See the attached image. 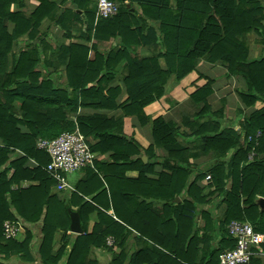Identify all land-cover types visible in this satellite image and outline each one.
Segmentation results:
<instances>
[{"label": "trees", "instance_id": "obj_1", "mask_svg": "<svg viewBox=\"0 0 264 264\" xmlns=\"http://www.w3.org/2000/svg\"><path fill=\"white\" fill-rule=\"evenodd\" d=\"M36 1L38 6L25 15L10 12V6L18 5L20 0H0L3 256H28L32 236L19 229L25 236L21 242L6 241L1 235L2 223H15L19 218L34 224L42 217V238L36 250L40 264H96L89 257L91 249L106 250L109 264H219L220 255L235 246V240L226 231L227 225L235 221L248 223L253 232L263 236L262 244L251 249L253 255L247 263L260 264L254 255L264 253V211L255 204L257 197L264 198V0H109L118 5L116 14L97 21L96 0H70L82 13L64 10L58 17L53 3ZM81 14L89 39L98 42L114 39L118 49L100 53L93 48L94 57L89 60L85 47L70 44L57 48L55 53L67 58L64 85L50 78L46 69L51 64L42 60L40 44L12 52L19 37L27 35L29 41L36 40L40 23L46 18L68 38L72 19L82 23ZM250 34L258 37L256 42L262 47L256 58L248 54L245 37ZM143 44H157V54L137 57L134 48ZM158 59H163L164 69ZM198 60L218 62L227 77L243 81L245 90L238 97L252 111L244 117L243 110L237 108L242 141L241 134L222 126L223 107L215 112L210 110L207 101L212 95L210 80L190 95L201 106L193 117L195 122L186 124L194 130L190 135L196 139L192 150L178 143V138L187 136L173 122L160 118L151 122L152 145L146 152L163 148L167 157L162 166L169 172L154 180L144 177L152 164L143 165L140 159L128 161L129 155L138 151L133 140L127 141L114 132L123 120L113 121L97 114L69 120L68 114L82 107L118 108L115 99L120 90L106 87L117 74L124 73L121 82L128 104L120 108L125 117L135 116L140 124H146L149 118L143 110L163 96L171 77L179 82L195 72ZM39 66L46 70L47 76L41 75ZM257 103L262 107L254 108ZM75 129L87 139L91 152L99 155L111 152V155L107 161H95L94 169H83L85 179L75 184V191L66 200L60 194L49 195L53 181L44 171L49 158L36 147V141L51 140ZM209 152L217 158H226L214 159L203 168L187 163L186 157L195 160ZM30 160L35 164L33 167L26 166ZM130 164L140 167L135 180L124 177L125 171L132 167ZM207 174L210 180L203 185ZM23 182L36 185L22 188ZM13 185L16 189H11ZM215 197L220 199L218 205L225 207L219 219L205 209ZM155 202L160 204L158 210L153 209ZM74 207L83 230L78 236L68 233L67 211ZM93 214L95 221L88 231V220ZM59 231L63 232L60 248L52 255V242ZM131 231L142 243L141 248L133 251L125 246ZM107 239L112 241L110 246Z\"/></svg>", "mask_w": 264, "mask_h": 264}, {"label": "crops", "instance_id": "obj_2", "mask_svg": "<svg viewBox=\"0 0 264 264\" xmlns=\"http://www.w3.org/2000/svg\"><path fill=\"white\" fill-rule=\"evenodd\" d=\"M51 3L55 5V13L56 17H58L61 13H63L64 10H75V7L70 4V0H48ZM97 1V0H96ZM95 1V4H96ZM38 6V2L36 0H20V3L17 5L12 4L10 6V12H22L25 15H29L36 7ZM96 6V5H95ZM134 9L137 10V7H134ZM79 12V11H77ZM82 13V12H79ZM82 14L80 16V19L82 20V23L78 22L76 19H72L71 22V28L69 30V37L65 38L62 35V32L54 26L53 22L49 19H43L40 23V26L38 28V34L37 39L34 41H29L27 39V35H24L22 37H19L16 40V43H13L12 52L15 53L17 51H26L28 47H32L34 45L40 44L38 46L40 52V56L42 60L47 62L48 64H51L47 67V71L50 74V78L57 82V84L64 85L66 81V73H65V67L67 64V58H63L55 51L57 48L68 46L70 44L79 45L82 47H85L88 49V59L92 60L94 57V49L100 53H104L107 51H115L118 49V45L116 43V40L109 39L108 41H96L94 38L89 39L88 35L86 34V21H83L84 18H82ZM84 17V16H83ZM95 19V15H94ZM96 21V20H95ZM12 28V25L8 26V31H10ZM89 39V40H88ZM38 40H43V43H37ZM158 45H148L143 44L136 46L134 48V52L139 58H146L151 57L155 54H157ZM59 54V53H58ZM52 55V56H51ZM54 55V56H53ZM159 66L164 69V61L163 59H158ZM221 65L217 63L210 64L203 60H198L195 62V72L189 74L185 78H183L179 82H175L173 80V77H171L167 84L164 86V94L163 96L155 101L154 103L147 106L143 111L146 117L149 118V120L146 122V124H140L139 121L135 116L132 117H125L123 114V111L120 107H123L128 104L127 101V94L125 92V88L123 86L122 78L124 76V73L117 74L108 84L106 89L108 88H118L120 90V93L115 99L116 109L111 110H102V109H93V108H78L77 112L74 114H68L69 120L74 121L76 117H85L88 115H103L107 118H112L113 121L123 120V124L116 129H114V132L117 136H120L127 141L133 140L135 143V149H137V154H131L129 155L128 161L133 162L137 159H140L142 164H152V168L149 170H146L144 172V177L150 180L157 179L158 176L161 173L167 174L169 173L165 167L162 166V163H164L165 157H167L166 151L161 147H155L152 152H146V150L152 145V138H151V122L156 119L160 118L164 122H173L178 130L185 134L187 136L186 139L178 138V143L185 149L192 150V147L196 144V139L194 137H190L191 133L194 130H191L186 124H192L195 122L193 120V117L195 113L199 111L201 106H198L194 103V101L190 98V95L196 91L199 87L203 86L206 81L210 80L212 81L217 75L216 73H219V67ZM222 68V67H221ZM223 69V68H222ZM43 77L47 76L46 70L43 69L41 66L37 69ZM223 76H225L223 74ZM226 79H237L240 82H243L238 77H225ZM237 81V82H239ZM215 86L211 85L212 89V95L208 97L207 101L210 107V110L212 112V103L214 102V93H215ZM70 91V89H69ZM239 100V99H238ZM240 102V100H239ZM217 104V103H216ZM240 109L243 110V116H248V114L252 111L251 108H245L242 103L238 105ZM236 107V112L237 108ZM233 109L231 107H226V115L224 116L222 126L223 127H231L237 134H241L240 141L243 140V136L241 133V130L239 128V120L241 121V117H236V119H233L235 115L230 116V112ZM231 120V121H227ZM239 119V120H238ZM77 130V129H75ZM74 130V131H75ZM21 131H25L24 128H21ZM78 131V130H77ZM79 132V131H78ZM61 135V134H60ZM58 137V136H57ZM38 140V139H37ZM88 140L93 143V139L88 138ZM95 140V139H94ZM200 142V140H199ZM98 155V160L96 162H103L107 161L109 156L111 155V152H108L103 155ZM10 157V156H9ZM219 157V156H218ZM223 158V157H222ZM217 158V156L213 152H209L206 155L201 154L197 159H192L189 157H186L187 163L200 165L203 167H207L209 164L213 162L215 159H222ZM226 158V157H225ZM223 158V159H225ZM129 162H126V165ZM209 163V164H208ZM35 164L32 160L28 161L26 163L27 167H33ZM129 165V164H128ZM130 168H128L125 173L124 177L129 180H135L138 178V171L140 170V167H138V164H130ZM92 169H94L92 167ZM74 173L66 174L65 179L68 185L73 189L72 192H74V186L78 181H83L85 179V173L84 171L77 172V175L73 176ZM209 176V174H207ZM206 175V176H207ZM206 176L204 180H202V184L208 183L209 180H206ZM30 185H36V183L31 182H23L20 184L22 188H26ZM11 189H16V186H11ZM71 192V193H72ZM59 195L54 190V183L53 186L50 188L49 195ZM69 194L60 195L64 199H69ZM92 196L85 198V201H88ZM260 198V197H257ZM263 198V197H262ZM219 198L215 197L212 199V204L205 207V209L209 210L216 218H221L222 214L224 213L225 207L224 205H218ZM179 201L178 199L176 200ZM76 208L72 209L71 211L76 212ZM160 208V204L154 203L153 209L158 210ZM107 214H111V210L107 211ZM41 219L34 223L30 224L27 223L19 218H16V222L19 229H25L27 230L31 236V249L29 250L28 256H22L21 254H11L9 257L5 258L3 254L0 252V264H40L36 250L41 242V233H40V227H41ZM95 221L94 214L90 216L87 224V230L90 231L91 226L93 222ZM201 222L198 220V225H200ZM69 233V232H68ZM63 234V232L59 231L56 232L52 247H51V254L54 255L56 251L60 248V237ZM25 236L22 232H20L19 237L17 239V242H21ZM137 234L133 231L130 232L129 237L127 239V242L125 244L126 248L128 250H137L141 248L142 243L137 241L136 239ZM253 255V252H252ZM251 255V256H252ZM89 257L93 259L96 264H109L110 261V255L107 253L106 250H99V249H91L89 252ZM254 257H258L260 259V264H264V253H258L255 254ZM62 264V263H61Z\"/></svg>", "mask_w": 264, "mask_h": 264}, {"label": "built area", "instance_id": "obj_3", "mask_svg": "<svg viewBox=\"0 0 264 264\" xmlns=\"http://www.w3.org/2000/svg\"><path fill=\"white\" fill-rule=\"evenodd\" d=\"M117 4L109 0H97L95 20L113 17L117 12ZM256 136H259L258 133ZM36 147L44 151L49 162L44 171L54 183L57 194L65 195L73 191L65 179L66 174L81 172L83 169L92 168L98 155L89 149L87 139L77 130L65 132L58 137L38 139ZM251 153L248 158L251 159ZM206 180H210L207 175ZM226 231L235 240L234 248L224 251L219 257V264H247L252 255L251 249L258 247L263 242V236L253 232L248 223L231 221ZM20 231L16 223L4 221L1 227L2 238L6 241H17ZM107 246L112 243L107 239Z\"/></svg>", "mask_w": 264, "mask_h": 264}, {"label": "rangeland", "instance_id": "obj_4", "mask_svg": "<svg viewBox=\"0 0 264 264\" xmlns=\"http://www.w3.org/2000/svg\"><path fill=\"white\" fill-rule=\"evenodd\" d=\"M258 37L255 34H250L245 37V42L247 44V50L250 57L256 58L261 53L262 47L256 41ZM219 65L222 64L218 63ZM218 66V65H217ZM219 67V73H216V77L212 80L213 85L215 86V95H214V102L215 104H211L213 111H217L221 107H223L224 116L226 115V107H231L233 110L230 112V116L235 115L233 119L238 118L236 107L240 104L238 93L245 90V86L243 82H240L237 79H226V71L225 69ZM223 74L225 76H223ZM228 78V77H227ZM239 81V82H237ZM217 103V104H216ZM262 107L261 103H257L254 108L258 109ZM226 119V118H225ZM227 120V119H226ZM239 120V119H238ZM231 121V120H227ZM77 175L74 173L73 176ZM257 248V247H256ZM254 249V248H253Z\"/></svg>", "mask_w": 264, "mask_h": 264}, {"label": "water", "instance_id": "obj_5", "mask_svg": "<svg viewBox=\"0 0 264 264\" xmlns=\"http://www.w3.org/2000/svg\"><path fill=\"white\" fill-rule=\"evenodd\" d=\"M82 18H84L82 16ZM255 204L259 208V210L264 211V198H256ZM68 217H69V226H68V232L72 235L78 236L83 234V230L81 228L79 215L75 211L68 210Z\"/></svg>", "mask_w": 264, "mask_h": 264}]
</instances>
